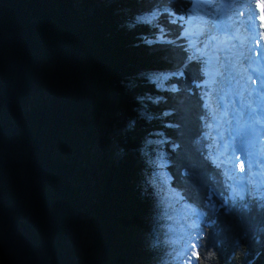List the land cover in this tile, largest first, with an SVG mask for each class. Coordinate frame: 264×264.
Returning a JSON list of instances; mask_svg holds the SVG:
<instances>
[{
	"label": "trees",
	"instance_id": "obj_1",
	"mask_svg": "<svg viewBox=\"0 0 264 264\" xmlns=\"http://www.w3.org/2000/svg\"><path fill=\"white\" fill-rule=\"evenodd\" d=\"M158 1L0 0L1 190L43 264H167L172 194L208 214L195 264H264V195L214 157L205 62L145 43L177 38Z\"/></svg>",
	"mask_w": 264,
	"mask_h": 264
},
{
	"label": "rangeland",
	"instance_id": "obj_2",
	"mask_svg": "<svg viewBox=\"0 0 264 264\" xmlns=\"http://www.w3.org/2000/svg\"><path fill=\"white\" fill-rule=\"evenodd\" d=\"M240 1L244 4H248V0H236V3L238 4ZM212 4L218 5L219 8L218 13H213V22H215L216 28L214 24L211 23V21L209 22L211 25H207L208 27L203 26V32L205 33L204 35H201V37L191 36L193 27L196 30L201 28L197 19L199 17H204L203 15L205 10L208 8H205V5H209L207 1L205 2V0H195L193 5H190L191 7L188 12L189 14H187L190 21H186L184 23L185 27H187L186 25H189V29L187 30L189 37L186 39L187 41L180 39L179 48L183 49L182 47L184 44L186 46L185 48H188L189 46L194 51H198L199 49H210L211 53H213L212 55L214 56V59L209 57L210 53L208 52V55H204L206 59H202L205 61V63L202 67L200 66V68L205 72V81L199 84V89L202 87L205 88L206 93L201 90L200 95L203 99L205 97V101L207 97V103L210 105V109L215 116V119L211 123V128L209 127V123L206 126V133L210 137V140L212 139L211 144L215 146L214 157L216 160H224L229 163L228 167L230 168L234 177L236 192L239 196H242L249 186L246 181L248 177L252 179L254 192L264 195V142L257 139L258 133L256 131L253 130L254 132H251L252 130H242L241 114L245 116V110L242 111L243 109L241 106L243 103L240 102L236 97L239 96L236 94L240 93L238 87L242 85L243 82H239L236 76V73L238 75L239 73L236 71V68L241 71L246 59L245 57H242L243 65L241 64V61L234 64L233 59L239 60V56H235L232 61H230V64L233 68L231 70L229 69L230 67L228 66V63L222 61L221 59L220 61L218 60L221 57L217 54V51H220L222 45H224V48L229 49V51H234V49L237 48L236 44L229 45L228 43L224 42V39L223 41L218 40V38L221 37V35L218 33L221 25L226 23L229 27L226 29V31H231V21L232 19H235L239 22V24L241 23L240 25L243 26L242 33H244L246 31V24L248 23L249 19L248 16H250V14L248 15L246 13L250 9L246 10L244 13L241 11V17L243 19H239L234 11L236 6L233 7V4L235 3H231V0H213ZM227 6L230 7L229 17L227 14V16H225V13H221L226 11ZM220 8L222 10L221 12ZM158 10L161 11V8L158 7ZM167 11L169 12V10ZM161 12L165 13V10ZM171 35L173 37L175 36L174 34ZM208 35L216 37V39L212 41L216 42L214 45L217 48H212L211 45L207 43V39L210 37ZM243 35L246 36V33ZM177 39L178 38L174 39V41ZM175 43L178 42L175 41ZM164 44L166 43L164 42ZM181 54L183 55V52H181ZM253 56L254 54L251 55V57ZM188 59H190V57L187 58V61ZM232 71L235 73V75L232 74ZM255 127L259 128L258 125ZM214 130H216V132ZM231 130L233 133H231ZM206 139L207 138L205 137V140ZM160 165L162 164L160 163ZM163 165L165 166L166 162H164ZM241 168L244 170L241 171ZM1 186L2 185L0 182V190ZM168 203L173 206V210L170 216L171 219L167 222V227L169 230V234H167V241L173 240L171 251L174 254L170 252L169 254L164 255L165 259L162 260V262H167V264H195L197 251L199 246L202 245L203 240V230L200 223L202 222L204 224L205 220L206 223L208 222L209 219L206 218L208 214L206 211H203L204 209L198 210L195 206V210L199 213V215L193 216L192 206L187 203H181L178 195L174 196V194H172L171 198H168ZM208 203H205L204 208L208 207ZM4 223V218L0 216V243H2V239L6 237V232H10L9 227L11 226V223H9L7 226H4ZM193 223L196 225L195 228H193ZM22 242L23 240L20 239V243ZM78 242L79 251L81 254H86L89 252L90 247L93 245L92 237H90L85 232L80 233ZM193 245H195V248ZM194 252L196 255H193ZM0 256L8 261V264H32L26 258H22L20 250L12 253L0 247Z\"/></svg>",
	"mask_w": 264,
	"mask_h": 264
},
{
	"label": "bare ground",
	"instance_id": "obj_3",
	"mask_svg": "<svg viewBox=\"0 0 264 264\" xmlns=\"http://www.w3.org/2000/svg\"><path fill=\"white\" fill-rule=\"evenodd\" d=\"M162 1H165L164 5L163 4H159L158 5V3H159V1H158L155 4L156 6H153L154 14H155L156 18H158L157 19L158 21H160V19L157 16L162 15L163 12H161V11H163L165 9L169 10V12H170L172 17L183 16L185 18V16L187 14H189L188 12H189L191 6L184 5L183 4L184 0H178L179 1L178 3L174 2L175 4H177V6L179 8L178 9L179 12L174 11V9L172 8V6L169 4V2L167 0H162ZM187 1L191 2L192 5L195 2V0H187ZM206 1L208 2L209 5H205V8L206 7H208V8L205 10V13L203 15L204 17H199L198 19H200V20L197 19V21H199V23H200V27L201 28H198L196 30L193 27L192 28V32H191L192 33L191 34L192 37H201L200 31L203 30V26L208 27L212 23V24H214V26L216 28L215 22H213L214 21L213 20V17H214L213 13H218L219 12L218 5L212 4L213 0H205V2ZM146 2H148V0H146ZM231 3L237 4L236 0H231ZM255 3H256V0H248V4H244L241 1L238 2V4L235 7V10H234L235 13L237 14L238 18L239 19H243L241 17V11L243 13L246 12V10L251 9ZM158 6L161 7V11L158 10ZM215 8H216V11H215ZM221 8H220V12L222 11ZM146 9H148V8H146ZM146 9H143V11H145V13H147ZM211 10H212V13H211ZM229 10H230V7L227 6L226 7V11L225 12H221V13L222 14L225 13V16L228 15V17H229V15H230ZM158 12H160V13H158ZM252 12H253L252 10H249V11H247L246 14H248V15L250 14L251 15ZM252 17H254V16H252ZM209 22H211V23L209 24ZM231 23H232V27L230 25L231 29L236 30L238 33H239V31L242 32V25H240L237 20H235V19L233 20L232 19ZM204 24H206V25H204ZM243 24H244V21H243ZM248 27H249V23L246 25V29ZM227 28H229V27H228V25L226 23H223L221 25V28H219V31H218V33L221 35V37L218 38V40H222L223 41V39H224V42H226L229 45H231L232 43H235L236 41L235 42H231V38L228 36V33H229L228 31L229 30L226 31ZM187 29H189V25L187 26ZM169 32H170V28H168L166 30V32H164L165 35H163V36L159 35L160 37L158 36L157 38L150 39L149 41H152L153 43H158V44H164V41H171L172 43H166V42L165 43L169 44V45H174V44L176 45L174 39L168 37L169 36V34H168ZM208 36L211 37V35H208ZM228 39H230V40H228ZM207 43L209 45H212L213 41L210 40V39H207ZM214 44H216V42H214ZM237 44L239 46L237 48H235L234 51H229V49L224 48L223 47L224 45H222V47L220 48V51H217L218 56L221 57L218 60L220 61V59H221L222 61L228 63V66L230 67L229 69H233L231 64H230V61H232V59L235 56H239L241 54V52H242L243 56L246 57L247 59L244 61L245 64L243 66V69H244L243 72H241L239 75L236 73V76H237L239 82L243 81V79L249 78L250 76L253 77V78L258 77L257 74H255V73L252 74V72H251L252 69L250 67L252 65V61L249 58L251 57L252 54H256L257 52H264V27H263V29H261L260 32L259 31L257 32V35L255 37H252V40H248L247 42H241V43H237ZM253 45L256 47V50H254ZM182 48H184V47H182ZM240 48H242V50ZM184 51H189V52H191V53H193V54H195V55H197V56H199L201 58H204V55L210 53L209 57L214 59V56L212 55L213 53H211L210 49H206L205 51L201 50V49H199L198 51H194L191 47L188 46V48H185L181 52H184ZM177 53H180V52H177ZM227 58H229V59H227ZM233 62L235 64V63H238L239 60L233 59ZM242 65H243V63H242ZM196 69L198 70V67ZM232 74L235 75V73L233 71H232ZM240 77H242V78H240ZM204 81H205V78L200 83H203ZM259 82H260V79H259ZM200 83H198V86H199ZM244 83L245 82H242V85H240L238 87V90H240V93H237L236 95H239V96H236V97H237V99L240 102L243 103L241 107L243 109L242 111L245 110V113H247L248 109L249 110L250 109H255L257 112L259 110V115L255 116V120L251 123V128L249 129V131L250 130H252L251 132L256 131L258 133L257 139H259L260 141L262 140L264 142V122H260V123L256 122L257 120L264 121V115H263L264 114V105H263L264 104V99H261V97H260V98H257L255 100H251V98L253 97L254 90L251 89V86H246L247 84H244ZM259 94H260V92L258 91V95ZM189 100H190V98H189ZM206 101H207V97H206ZM206 101H205V105H206ZM256 101H258L259 106L255 104ZM194 102L199 107L205 109V105L202 102H199L198 100H195ZM234 104H235V102H234ZM237 106H239V105H237ZM203 109H201V110L204 111ZM213 119H215L214 114H213ZM242 119H243V115L241 114V121H242ZM255 124H257L259 126V128H256ZM231 133H233L232 130H231ZM234 183H235V181H234ZM250 184H251V182H249V185ZM193 222H195V221H193Z\"/></svg>",
	"mask_w": 264,
	"mask_h": 264
},
{
	"label": "water",
	"instance_id": "obj_4",
	"mask_svg": "<svg viewBox=\"0 0 264 264\" xmlns=\"http://www.w3.org/2000/svg\"><path fill=\"white\" fill-rule=\"evenodd\" d=\"M0 194L2 196V200L0 201V216L4 218V226L11 223L9 227L10 232H6V237L2 239L0 247L12 253L20 250L23 259L26 258L32 264H43L44 255L42 251L37 249L30 235L20 232L21 224L16 220L15 214L13 213L14 206L7 202V198L1 190ZM20 239L23 240L22 243H20Z\"/></svg>",
	"mask_w": 264,
	"mask_h": 264
},
{
	"label": "snow or ice",
	"instance_id": "obj_5",
	"mask_svg": "<svg viewBox=\"0 0 264 264\" xmlns=\"http://www.w3.org/2000/svg\"><path fill=\"white\" fill-rule=\"evenodd\" d=\"M236 5L233 4V7H235ZM165 16L168 17V23L170 25H175L177 27V37L179 39H188L189 37V33L187 32V29L183 23L184 21V17L183 16H180V17H172L170 13L167 12V9H165ZM205 33L203 32V30H201V35H204ZM210 40H215L216 37L215 36H211L209 37ZM166 43H172L171 41H164ZM145 43H148V44H151L153 43L152 41H145ZM172 75H180L182 76L183 73L180 72V73H173ZM159 87V85H157ZM171 91L175 92L176 91V87L175 85L172 86L171 88ZM161 99L160 97H157V100ZM251 112L255 113L256 110L255 109H250ZM169 113L168 112H164L163 115H168ZM143 115V114H142ZM149 119H151V117H149ZM257 123H260V122H264V121H261V120H257L256 121ZM171 126V125H169ZM235 150H241V149H235ZM244 169L241 168V171H243ZM238 194V193H237ZM192 215L193 216H197L199 215V213L195 210V208L192 209ZM196 225L193 224V228H195ZM193 247L195 248V245H193ZM193 255H196V253L194 252Z\"/></svg>",
	"mask_w": 264,
	"mask_h": 264
}]
</instances>
